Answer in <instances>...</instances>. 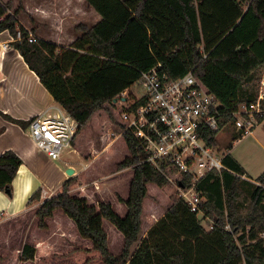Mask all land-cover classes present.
Here are the masks:
<instances>
[{
  "label": "trees",
  "instance_id": "trees-1",
  "mask_svg": "<svg viewBox=\"0 0 264 264\" xmlns=\"http://www.w3.org/2000/svg\"><path fill=\"white\" fill-rule=\"evenodd\" d=\"M86 1L102 20L91 28L77 25L82 34L70 46L41 38L13 44L54 100L77 120L73 145L82 154L93 159L111 143L115 128L120 130L128 154L115 163L113 174L133 170L128 197L117 198L126 208L125 214L120 215L110 201L92 203L84 195L71 194L76 178L70 177L38 207V227L46 229L47 220L61 210L75 223L79 234L92 243L74 245L65 252L43 253L27 243L21 259L34 264H264V238L254 228L246 231L249 224L255 225L257 209L264 201V172L257 177L251 193L255 207L249 215L236 201L245 168L227 153L223 159L226 169L208 173L197 184L206 198L202 217L178 196L160 217L155 210H149L146 217L145 204L157 189L181 181L188 186L191 177L177 174L173 168H168L167 176L145 162L143 144L131 129H126L123 109L113 110L115 115L107 110L140 79L142 71L161 62L172 78L193 71L221 102V124L228 130L235 108L257 100L258 83L264 77V0ZM11 5L0 0V30H8L13 36L19 28L27 35L28 30L17 18L18 11L9 14ZM261 107L259 121L264 119V98ZM99 127L101 137L96 140ZM90 129H97L93 132L96 139L85 146L78 144L76 139ZM218 134L207 130L205 138L218 146ZM21 164L22 159L12 150L0 154V190L12 195V183ZM92 175L100 176L91 171L81 178ZM94 182L99 185L98 180ZM40 194L36 191L31 199L39 200ZM203 219L213 228L206 229ZM105 220L122 240L118 252L110 248ZM227 224L231 231L225 229Z\"/></svg>",
  "mask_w": 264,
  "mask_h": 264
},
{
  "label": "built area",
  "instance_id": "built-area-1",
  "mask_svg": "<svg viewBox=\"0 0 264 264\" xmlns=\"http://www.w3.org/2000/svg\"><path fill=\"white\" fill-rule=\"evenodd\" d=\"M25 39L36 42L38 37L31 30L25 35L19 28L12 36L13 43L21 44ZM200 49L204 52L203 45ZM138 82L143 93L136 95L121 113L127 123L126 129H131L142 142L145 162L167 176L168 168L182 176L190 175V185L182 181L177 185L179 197L188 202L192 211L203 216L206 198L197 190V184L208 173L226 169L223 159L227 153H221L219 144L213 146L205 138L207 130L220 132L225 129L221 124V102L192 70L172 78L161 62L142 71ZM263 98L264 77L259 82L257 100L241 103L231 113V127L239 134L238 140L253 132L259 121L257 113H263ZM78 128L77 120L62 106L32 117L28 125L35 145L54 160L60 159L63 151L73 146ZM242 177L247 180L246 175ZM208 228L212 229L213 225ZM225 229L232 230L229 224Z\"/></svg>",
  "mask_w": 264,
  "mask_h": 264
},
{
  "label": "crops",
  "instance_id": "crops-1",
  "mask_svg": "<svg viewBox=\"0 0 264 264\" xmlns=\"http://www.w3.org/2000/svg\"><path fill=\"white\" fill-rule=\"evenodd\" d=\"M23 1L30 18L24 25L23 22L20 24L38 38L66 47L82 34L77 25L84 24L91 28L102 20V16L86 0ZM59 106L13 44L11 33L0 30V154L12 150L22 159L12 183V195L0 190V249L9 247L13 250L16 264L27 262L21 259V251L29 243L36 222L38 226V207L70 177H74L66 173L71 164L63 158V154L57 160L50 158L35 145L28 130L32 117L45 111H54ZM11 119L23 121L27 125L24 127ZM78 181L76 179L70 193L89 198L86 194H79ZM38 190L41 191L40 198L34 201L32 195ZM56 215L57 212L47 220L46 229L38 227L42 231L41 235L33 236L29 244L37 248L43 246V249L55 246L54 243L61 238L60 230L64 232L56 221ZM0 254L5 264L9 257Z\"/></svg>",
  "mask_w": 264,
  "mask_h": 264
},
{
  "label": "rangeland",
  "instance_id": "rangeland-1",
  "mask_svg": "<svg viewBox=\"0 0 264 264\" xmlns=\"http://www.w3.org/2000/svg\"><path fill=\"white\" fill-rule=\"evenodd\" d=\"M2 1L11 2L12 5L9 10V14H13L18 11L17 18L19 22H23L24 25V23L28 21V18H30V16L28 17L27 15L23 0ZM142 93L143 91L141 85L137 81L129 89L124 91L120 95V98H117V100L114 101L112 105L107 106V110L110 112L111 115H115L113 110H118L120 108L124 110L126 106L132 103L133 98L136 97V95L140 96ZM95 130L97 129H90L89 131H84L83 136L78 137L76 139L77 143L81 144L82 142V146H85L86 142H93V139H96V135L93 133ZM100 132L101 130L99 127V130H97L96 140H98V137H101ZM113 136L114 137L111 138V143L106 148H104L101 153L97 154L96 157H93V159L87 158L77 149V147H75V145L63 151V158H65V160H67L71 164V167L69 168H73L74 170H76V174L72 176L77 177V180L79 179V194H86L89 197V202L92 203H97L101 199H104L105 201H110L115 205L116 211L120 215L124 216L126 208L123 209V207H121L122 204L117 201V198L128 197L130 178L132 176L131 174L133 170L125 169L124 171H119L118 173L120 174H113L115 172V163L119 160L124 159L128 154V149L124 142V138L122 137V134L117 127L114 130ZM239 137V134L236 133V131L232 129L231 126L228 130L224 129L220 131L218 134L219 150L221 153H231L232 156L239 160L246 168L247 181H245L246 179L244 178L243 180L241 179V182L238 185V196L236 198V201L238 202L239 208L241 210H244L245 215H249L255 207L253 201L251 200V193L257 185L254 181H257V177L262 172H264V119L262 121H258L255 128L253 129V132L250 135L238 140ZM230 144L232 145L231 149L229 147ZM229 149L231 151H229ZM86 167L87 169L85 170L84 168ZM91 171L98 173L100 176L92 175L88 178H81L83 174L86 175ZM96 180L100 182V184L97 186L96 182H94ZM150 190L154 191L155 189L151 187ZM179 194L180 191L176 184H172L170 185V187H166L163 189H157L156 195H151L150 199L145 204L144 213H147L149 210H155L158 211L156 217H160L172 203L173 197H179ZM257 210V214L259 215V217L258 219H254L255 225L252 226L249 224L247 226L246 231H249L251 228H254L255 231L258 233V236L264 238V201L262 202L260 208ZM147 215L148 213L145 216L147 217ZM199 216L202 217L201 214ZM56 218V221L60 223L61 229L64 230V232L61 230L59 232V235H61L60 240L54 243V247L47 246L48 248L44 249L43 246H40V248L38 247V253H43L44 251L65 252L74 245H90L92 243L90 239L84 238L79 234L75 223L69 217H67L61 210L57 211ZM202 223L206 229H209V226L207 225V222L204 219ZM105 228L109 233L111 250L113 252H118L121 249L122 245V240L119 237L118 232L108 220H105ZM41 233L42 231L38 229L36 222L34 225V229L31 232V238H29V243H31V241L33 240V236L41 235ZM238 235L239 234L235 235L236 239ZM17 242L19 244V240H17ZM0 253L5 254L9 257H7L8 260L5 264L17 263L13 259V250L9 249V247L0 249ZM2 260H0V264H3ZM18 264L34 263L31 261H27L26 263L19 262Z\"/></svg>",
  "mask_w": 264,
  "mask_h": 264
},
{
  "label": "water",
  "instance_id": "water-1",
  "mask_svg": "<svg viewBox=\"0 0 264 264\" xmlns=\"http://www.w3.org/2000/svg\"><path fill=\"white\" fill-rule=\"evenodd\" d=\"M116 100H117V98L114 99V101H116ZM74 172H75V170L73 168H68L67 169V174L70 175V176H72L74 174Z\"/></svg>",
  "mask_w": 264,
  "mask_h": 264
}]
</instances>
